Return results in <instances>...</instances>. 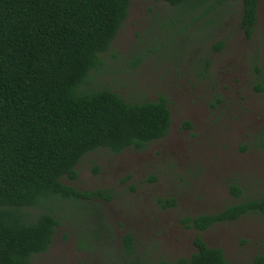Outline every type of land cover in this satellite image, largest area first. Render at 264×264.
<instances>
[{
  "label": "rangeland",
  "instance_id": "rangeland-1",
  "mask_svg": "<svg viewBox=\"0 0 264 264\" xmlns=\"http://www.w3.org/2000/svg\"><path fill=\"white\" fill-rule=\"evenodd\" d=\"M242 14L241 0L229 1L193 23V14L178 18L180 8L167 2L130 0L90 86L109 87L128 101L167 97L170 130L143 150L100 148L84 156L79 176L64 183L107 189L111 197L51 204L60 224L32 264H180L196 250L198 235L221 247L231 264H251L264 254L261 213L206 230L183 222L264 198V0L250 37ZM171 198L176 205H165Z\"/></svg>",
  "mask_w": 264,
  "mask_h": 264
},
{
  "label": "trees",
  "instance_id": "trees-1",
  "mask_svg": "<svg viewBox=\"0 0 264 264\" xmlns=\"http://www.w3.org/2000/svg\"><path fill=\"white\" fill-rule=\"evenodd\" d=\"M158 1L180 8L178 18L193 14L194 23L239 0ZM241 1V26L250 37L259 0ZM129 5L130 0H0V264H32L34 254L48 250L60 224L51 204L111 197L107 189L78 190L64 183V177L79 176L84 156L100 148L143 150L170 130L167 97L128 101L109 87L90 86ZM233 190L242 193L237 186ZM165 205H176V199ZM39 206L47 211L32 210ZM251 212L264 216V198L183 222L206 230ZM126 241L132 250L130 234ZM194 244L196 250L180 264H231L221 247L208 245L202 236ZM251 264H264V254L255 255Z\"/></svg>",
  "mask_w": 264,
  "mask_h": 264
}]
</instances>
